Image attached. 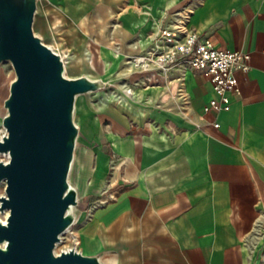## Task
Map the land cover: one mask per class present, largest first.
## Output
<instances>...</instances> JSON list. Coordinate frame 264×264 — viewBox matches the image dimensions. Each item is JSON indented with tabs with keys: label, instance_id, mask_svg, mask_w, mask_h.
Wrapping results in <instances>:
<instances>
[{
	"label": "crops",
	"instance_id": "crops-1",
	"mask_svg": "<svg viewBox=\"0 0 264 264\" xmlns=\"http://www.w3.org/2000/svg\"><path fill=\"white\" fill-rule=\"evenodd\" d=\"M183 16L201 40L250 53L228 110L204 111L212 87L186 65L130 62ZM33 30L68 76L108 85L75 103L67 249L102 264H264V0H36Z\"/></svg>",
	"mask_w": 264,
	"mask_h": 264
},
{
	"label": "water",
	"instance_id": "water-1",
	"mask_svg": "<svg viewBox=\"0 0 264 264\" xmlns=\"http://www.w3.org/2000/svg\"><path fill=\"white\" fill-rule=\"evenodd\" d=\"M36 0H0V64L14 78L2 100L0 264H102L75 247L55 252L74 224L78 191L69 181L79 137L77 97L102 78L66 75L67 58L33 30Z\"/></svg>",
	"mask_w": 264,
	"mask_h": 264
},
{
	"label": "built area",
	"instance_id": "built-area-1",
	"mask_svg": "<svg viewBox=\"0 0 264 264\" xmlns=\"http://www.w3.org/2000/svg\"><path fill=\"white\" fill-rule=\"evenodd\" d=\"M186 19L187 16H183L177 25L160 28L153 46L146 53L131 58L130 62L141 71L159 70L163 74L186 65L200 73L212 87L214 97L204 106V111L228 110L231 96L238 91L235 68L248 71L250 53L221 49L208 39L201 40L197 32L186 25ZM218 125L213 123L214 127ZM3 134L1 126L0 136Z\"/></svg>",
	"mask_w": 264,
	"mask_h": 264
},
{
	"label": "rangeland",
	"instance_id": "rangeland-1",
	"mask_svg": "<svg viewBox=\"0 0 264 264\" xmlns=\"http://www.w3.org/2000/svg\"><path fill=\"white\" fill-rule=\"evenodd\" d=\"M0 69L2 71V75H4V77L7 78V79H5L7 82L11 81L14 78L15 75H14L12 66H11V64L9 62H3V63H1L0 64ZM70 72H71L70 69H67L66 70V75H69ZM5 93H6V88H5V86H3V90H2V94H0V98L3 97V95H5ZM85 95H88V94H85ZM83 98L84 97H80L79 98V101L81 99H83ZM87 99L88 100L92 99V94L90 96H87ZM2 112H4V111L2 110ZM77 122H78V120H77ZM0 159H6V157L3 156V155H0ZM4 186H5L4 183H1L0 184V195H3L4 194ZM68 235H69V233L68 232H65L61 236V241L59 243H57L56 244V247H55V252L56 253H59L60 251L67 249V247L70 245V238H69Z\"/></svg>",
	"mask_w": 264,
	"mask_h": 264
},
{
	"label": "bare ground",
	"instance_id": "bare-ground-1",
	"mask_svg": "<svg viewBox=\"0 0 264 264\" xmlns=\"http://www.w3.org/2000/svg\"><path fill=\"white\" fill-rule=\"evenodd\" d=\"M7 215V213L6 214H4V217ZM1 219H4V218H1Z\"/></svg>",
	"mask_w": 264,
	"mask_h": 264
}]
</instances>
